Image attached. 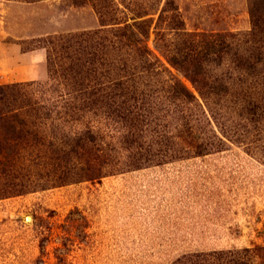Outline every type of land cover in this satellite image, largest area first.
<instances>
[{"label": "trees", "instance_id": "trees-1", "mask_svg": "<svg viewBox=\"0 0 264 264\" xmlns=\"http://www.w3.org/2000/svg\"><path fill=\"white\" fill-rule=\"evenodd\" d=\"M153 1L95 0L101 28L36 40L48 48L46 82L0 85V198L204 157L240 136L237 125L262 122L264 0H252L243 35L188 32L175 0ZM155 19L158 50L198 96L149 47ZM171 264H264V247Z\"/></svg>", "mask_w": 264, "mask_h": 264}, {"label": "rangeland", "instance_id": "rangeland-1", "mask_svg": "<svg viewBox=\"0 0 264 264\" xmlns=\"http://www.w3.org/2000/svg\"><path fill=\"white\" fill-rule=\"evenodd\" d=\"M94 1L0 0V85L46 82L48 48L36 40L101 28ZM175 1L188 32L252 29V0ZM156 19L149 47L198 96L158 50ZM238 117L224 112L228 125ZM242 124L204 157L0 198V264H171L189 252L264 247V119Z\"/></svg>", "mask_w": 264, "mask_h": 264}]
</instances>
